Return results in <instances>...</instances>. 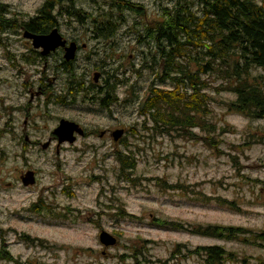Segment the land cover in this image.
I'll return each instance as SVG.
<instances>
[{"label":"rangeland","instance_id":"374dc122","mask_svg":"<svg viewBox=\"0 0 264 264\" xmlns=\"http://www.w3.org/2000/svg\"><path fill=\"white\" fill-rule=\"evenodd\" d=\"M46 1L0 0V3L9 7L13 12L12 16L20 22L35 17ZM76 1L77 7L95 14L97 20L111 13V6L107 3L112 0H105V4L101 2V7H104L102 10L94 0ZM132 1L144 7L147 17L124 12L121 14H125V20L128 21L122 22L120 26L142 27L157 20L163 7L171 2ZM60 22L63 27L95 26L89 19L85 24H80L62 17ZM19 33L20 29L9 36L0 34V79H5L13 73L7 65L8 62L4 61L6 48L3 46L18 43ZM18 46L21 47L20 44ZM208 83L216 89L223 81L211 77ZM0 92L2 93V89ZM206 92L212 95L209 119L216 124L219 133L214 136L216 142L213 148L202 140L204 132L200 127L191 128L189 136L184 131L182 137L157 136L149 142L136 143L135 145L139 146L135 148H120L127 154L136 151L137 163L132 173L135 177L130 175L127 182H120L117 175L114 176L108 168L107 193L104 197L96 195L99 187L93 184L91 177L92 174L103 170L87 168L95 163L94 160L99 159L98 156L104 153L113 154L114 148L77 146L62 152L61 159L65 160L62 163L63 173L73 178L77 192L73 204L84 210L82 215H75L71 221H56L49 217L40 223L24 222L10 216L9 208L20 206L21 201L9 202L5 187L7 182L15 180L11 171L20 170L21 160L14 158L20 153V148L7 147L1 145L5 142H0V156L12 157L7 161L0 158L1 253L5 250L4 243L8 241L10 246H6V249L27 264H133L132 259L127 256H132L135 249L131 251L130 248L135 245L139 256L145 247L146 259H142L139 264H204L198 256L188 257L185 248L218 245L237 256L235 261L228 264H242V260H247V264L264 262V247L259 245L246 244L241 240L211 239L151 226V219L161 218L184 225L218 224L264 232V119L252 120L230 111L227 103L235 98L231 93L218 94L210 86ZM125 111L133 112L130 107ZM137 118L139 117L135 120ZM146 127V124L138 127L131 132L132 137L134 134L136 137L138 133H149L144 130ZM222 129L225 131H221ZM30 155L34 156L35 153ZM41 155L40 158L34 156L31 159L38 160L35 165L44 172L43 184L47 187L56 181L59 182L61 176L52 180L48 175L50 171L56 173L50 163L53 161V153L47 151ZM111 159L114 158L107 159V167L110 166ZM164 181L167 185L163 184ZM178 185L187 189V192L171 188H177ZM12 193L15 199L16 188ZM203 194L235 201L241 211L230 210L218 202L207 203ZM99 202L103 206H100ZM113 204L121 211V215L116 216V211L109 209V205ZM131 213L135 214V220ZM97 214H105L101 219L103 227L88 222L87 216L93 219L97 218ZM29 216L26 215L25 218ZM102 228L116 234L122 241L121 246L109 250L107 256L103 255L102 252L107 249L99 240ZM33 237L43 240L41 246L31 247L36 245Z\"/></svg>","mask_w":264,"mask_h":264},{"label":"flooded vegetation","instance_id":"af4514ba","mask_svg":"<svg viewBox=\"0 0 264 264\" xmlns=\"http://www.w3.org/2000/svg\"><path fill=\"white\" fill-rule=\"evenodd\" d=\"M65 1L62 0V4H65ZM94 1L99 5V9L104 8L101 7V2L105 4V0ZM126 1L135 4L132 0ZM76 2L71 0L75 6ZM170 3L163 7L159 19L152 21L153 23L162 22L163 17L164 20L167 19ZM107 4L113 6V0ZM79 9L85 15L92 14L84 8ZM124 12L133 15L135 9ZM124 12L118 14L122 20L124 18L123 22H127L126 15L121 14ZM144 17H147V14ZM30 20L31 18L26 21ZM76 21L72 20V23ZM146 25L63 27L61 22L57 21V25L52 27H40L35 30L19 27L0 33L9 36L20 29V33L16 35L21 47L16 42L3 46L6 48L4 61L8 62L7 65L13 73L5 79H0V142H5L1 145L7 147L20 148V153L14 158L21 160L20 170L11 171L15 180L7 182L5 187L9 202L21 201L20 206L9 208L11 217L24 222L40 223L49 217L56 221H71L75 215H82L84 210L73 204L77 197L74 180L65 175L67 173H63L62 163L65 160L61 159L60 154L67 151V148H114L113 154L104 153L98 156L99 159L94 160L95 163L87 168L103 170L92 174L91 177L93 184L99 187L96 195L104 197L107 193L108 168L114 176L117 175L120 182L128 181L119 174L121 163L132 160L135 154L122 152L124 148H135L139 146L135 145L136 143H146L157 136L182 137V132L177 131L167 135L157 133L162 131L163 127L161 115L157 114L155 106L158 102L162 103L160 97L163 95L180 98L183 90L177 87L173 80L184 81L187 61L178 58L176 60L179 63L173 68L168 53L171 28ZM55 31L61 42L57 47L48 50L42 45L38 48L34 46V36L47 37ZM72 47H75L74 59L67 60L68 49ZM165 52L168 59L164 58ZM181 58L185 59L186 55L181 54ZM193 65L195 68H192V71L201 73L198 64L193 63L191 66ZM200 76L201 74L199 78ZM147 100L154 101L151 103L154 105L152 113L146 111ZM128 107L133 112L127 113L125 110ZM136 117L139 118L135 120ZM65 121L78 126L72 142L64 141L56 134V130ZM144 124L147 125L144 130L149 133H138L136 137L135 134L132 137L131 132ZM116 132H121V136L116 137ZM47 151L53 153V161L50 163L56 169V173L50 171L48 175L52 180L59 175L61 179L44 187V172L35 165L38 160L31 158H40L41 153ZM31 153L35 155L31 156ZM110 157L114 159L109 160L111 164L107 167V159ZM0 158L7 161L12 157L2 155ZM27 175L30 177L27 178ZM133 177L135 176L132 175ZM15 188L17 193L14 199L12 191ZM98 204L103 206L101 202ZM109 209L115 210L116 216L121 215V211L114 204L109 205ZM26 215L30 216L25 218ZM103 215L105 214H97V218L93 219L87 216L88 222L102 226ZM131 216L135 220V214L131 213ZM39 239L33 237L36 245L31 247H38L43 242ZM7 243L8 241L4 243L5 250L2 253L0 250V262L27 264L6 249V246H10ZM119 246L120 241L116 247ZM109 250L111 248L102 252L103 255L107 256ZM127 257L132 259L133 264H138V261H135V257L139 258L136 249L131 257Z\"/></svg>","mask_w":264,"mask_h":264},{"label":"trees","instance_id":"16d2710c","mask_svg":"<svg viewBox=\"0 0 264 264\" xmlns=\"http://www.w3.org/2000/svg\"><path fill=\"white\" fill-rule=\"evenodd\" d=\"M65 2L62 4V0H47L38 10L37 16L30 21L20 22L12 16L13 12L9 7L0 3V33L19 27L35 30L56 26L62 17L76 19L80 24H85L89 19L95 26L118 27L124 20L118 12L135 9L136 16L145 15V9L139 3L113 0L111 13L97 20L93 14L85 15L71 0ZM167 13L169 16L166 15V20L163 17L162 22H148L146 26L171 28L168 51L170 65L174 68L179 63L176 60L178 58L187 61V65L184 81L173 80L183 90L180 98L163 95L160 97L162 103L158 102L155 106L157 114L161 115L163 127L157 133L186 131L189 136L191 128L200 127L204 132L202 140L213 148L216 142L214 136L219 133L216 124L209 119V106L212 103V95L206 92L209 86L218 94L228 92L234 95V100L227 103L230 111L252 120L264 119V0H171L170 11ZM166 52L164 58L168 59ZM181 54H185L186 58H181ZM193 63L198 64L201 73L192 71L195 68L194 65L191 66ZM211 77L220 79L223 83L215 89L208 83ZM153 102L147 100L145 103L148 113L153 112ZM136 163L137 157L122 162L121 175L128 179L136 168ZM163 184L167 185L165 181ZM171 188L187 192L180 185ZM203 198L207 203L218 202L230 210L241 211L235 201L205 194ZM151 226L212 239L241 240L246 244L264 247V232L244 227L184 225L161 218L153 219ZM185 249L188 257L198 256L204 264H228L237 259L235 254L217 245ZM144 250L145 247L140 251V259L136 258L138 264L146 259ZM242 264H247V260H242ZM258 264L264 262L259 261Z\"/></svg>","mask_w":264,"mask_h":264},{"label":"water","instance_id":"95a60500","mask_svg":"<svg viewBox=\"0 0 264 264\" xmlns=\"http://www.w3.org/2000/svg\"><path fill=\"white\" fill-rule=\"evenodd\" d=\"M59 38L60 37L56 31L47 37L34 36L33 37L34 46L36 48H38L42 45L46 49H48V48L54 49L59 44H61ZM74 53H75V47L68 49V56L69 57L67 56L68 57L67 60L74 59ZM75 129H77V126L75 124L62 123V125L60 126V128L58 129L56 134L63 137L62 138L63 140L73 141V138H72L73 134L72 133H74ZM118 134H119V136H121L120 132ZM29 177H30V175H27V178H29ZM100 242L106 247L114 246L117 244V240L111 234H109L105 231L100 234Z\"/></svg>","mask_w":264,"mask_h":264}]
</instances>
